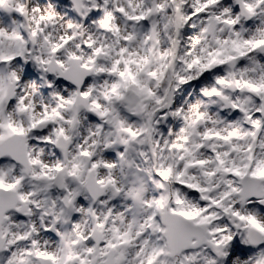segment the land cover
I'll return each mask as SVG.
<instances>
[{
	"label": "rangeland",
	"instance_id": "374dc122",
	"mask_svg": "<svg viewBox=\"0 0 264 264\" xmlns=\"http://www.w3.org/2000/svg\"><path fill=\"white\" fill-rule=\"evenodd\" d=\"M239 1L247 21L231 0H85L78 15L67 0H0V143L24 136L31 167L26 175L0 162V189L31 207L8 217L0 264H105L110 251L114 264H264V207L239 197L254 178L264 201V0ZM54 53L64 71L71 59L93 71L82 91L90 112L72 131L77 91L48 76ZM60 138L72 142L67 154ZM64 167L60 193L53 181ZM91 169L107 189L95 205L84 190ZM167 205L207 233L176 263L161 223ZM250 229L262 247L249 246Z\"/></svg>",
	"mask_w": 264,
	"mask_h": 264
},
{
	"label": "water",
	"instance_id": "95a60500",
	"mask_svg": "<svg viewBox=\"0 0 264 264\" xmlns=\"http://www.w3.org/2000/svg\"><path fill=\"white\" fill-rule=\"evenodd\" d=\"M70 5H72L74 11L79 14L83 9V2L85 0H67ZM237 3V11L240 16L248 20L247 14L243 8L242 3L239 0H232ZM217 23L214 21H210L207 27V35L211 38L216 32ZM259 52H264V47L258 50ZM62 50L59 51V53ZM56 54H53L52 61L48 65V75L53 76L58 74L59 81L61 83H65L67 85L72 86L77 91V97L74 102V108L76 111V115L79 110H84L86 113L90 112L89 107V99L84 98L82 96V91L87 85V82L91 79L93 75V71L86 69L81 66V62L79 59H71L68 64V69L63 71L55 62ZM115 76V74H114ZM15 84L10 85L7 90V96L5 99V104L10 105L14 99L15 93ZM231 92H235V88L232 86L230 88ZM255 96V95H253ZM221 99V102L224 104L225 109L232 110L231 104L226 99ZM21 116V114H19ZM75 123L72 125V129L74 128ZM46 129L45 126L39 127L40 132H44ZM121 136V131L118 132V138ZM70 140H65L63 138L59 139L57 142V149L67 153L70 148ZM8 157L15 164L20 165L25 169V173L28 174L30 171V165L27 154V145L26 138L23 136L13 135L12 137L6 139L4 142L0 144V160ZM92 163V160L89 157H83V164L85 168H88ZM68 176L67 168H63L56 176L54 180L55 187L62 191L65 187V180ZM255 186H253V185ZM85 191L92 200L94 204H96L99 200L105 197L107 192L106 188H102L98 183L97 176L94 170H91L86 178ZM242 193L239 197L242 200V203L245 204L247 201H261L262 196L260 193L261 181L253 180L249 178H245L242 183ZM254 187V188H253ZM256 189V193H253V190ZM64 207L68 208L69 204L67 201L63 202ZM20 206V210L17 208ZM260 207H264V202L259 203ZM28 207L27 204L19 199L18 193L15 191H6L0 189V254L5 251L6 247V239L2 236V227L6 222V216L10 213H14L16 215L26 216V211ZM166 214L161 217L162 225L165 227V239L167 242L168 248V259L178 260L181 254L187 253L188 251H195L200 247L205 246L207 233L205 229L199 226L193 225L188 220L184 219L181 216L171 214L169 212V206L167 205L165 208ZM238 223L237 231L240 230L241 222L232 218L231 224ZM91 240L94 243L95 254L97 255L100 247L103 243V234L97 229L94 228L91 234ZM248 241L249 244L253 247H261L263 245V237L261 234L255 230L248 231ZM38 264H52L50 260H43L41 258L36 259ZM105 264H114V254L110 252L107 255Z\"/></svg>",
	"mask_w": 264,
	"mask_h": 264
},
{
	"label": "flooded vegetation",
	"instance_id": "af4514ba",
	"mask_svg": "<svg viewBox=\"0 0 264 264\" xmlns=\"http://www.w3.org/2000/svg\"><path fill=\"white\" fill-rule=\"evenodd\" d=\"M48 45V44H47ZM46 45V46H47ZM255 205H257L256 203H254ZM28 207H29V209H28V213H27V217L29 216V212H30V210H31V207H30V205L28 204ZM35 258V257H34Z\"/></svg>",
	"mask_w": 264,
	"mask_h": 264
},
{
	"label": "trees",
	"instance_id": "16d2710c",
	"mask_svg": "<svg viewBox=\"0 0 264 264\" xmlns=\"http://www.w3.org/2000/svg\"><path fill=\"white\" fill-rule=\"evenodd\" d=\"M54 2L56 1V0H53Z\"/></svg>",
	"mask_w": 264,
	"mask_h": 264
}]
</instances>
